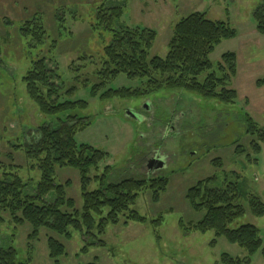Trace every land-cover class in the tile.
<instances>
[{"label":"rangeland","instance_id":"1","mask_svg":"<svg viewBox=\"0 0 264 264\" xmlns=\"http://www.w3.org/2000/svg\"><path fill=\"white\" fill-rule=\"evenodd\" d=\"M100 2L0 0V163L19 167L18 175L30 183L27 192H34L40 173L30 168L31 161L21 148L31 144L39 127L55 120L39 114L21 81L36 50L28 46V40L20 37L19 31L25 21L36 18L47 36L39 50H48L47 55L53 60L48 65L52 70L57 68L59 78H55V84L64 89L75 87L70 97L63 100L87 104L86 109L75 112L78 118L89 121L87 127L75 133V143L106 154L98 170L89 174L88 192L101 187L94 177H101L106 168L109 172L104 185L124 179L166 177V190L157 202L151 190L146 188L139 193L132 210L145 219L144 223L123 226L120 220V224L106 225L101 236L96 231L93 237H87L69 230L71 237L66 240L42 230L36 241H28L30 226L15 228L8 217L1 215L4 222L0 224V244L14 248L21 264H56L48 257L47 235L65 248V255L56 260L57 264H221L224 259L244 260L246 252L225 237L189 230L202 214L191 209L186 193L208 178H214L210 185L213 188L236 183L241 196L238 203L245 208V214L230 229L245 224L254 226L264 247V215H252L248 207L250 196L264 204V146L258 154L251 151L243 119L246 115L259 128L264 127V85L256 86L257 81L264 80V35L256 32L251 17L261 0H128L121 20L130 28L153 30L157 37L150 55L160 58L167 54L174 26L187 15L204 13L208 20L228 23L236 32L235 38L222 41L209 59L216 65L222 55L235 54L236 76L230 83L237 93L234 105L204 100L183 91H162L129 100H100L108 89L139 87V83L123 76L92 98L91 86L97 83L93 73L110 40L109 34L91 28ZM84 56L92 58L83 61L80 58ZM75 69L78 71L74 72ZM83 80H87V86H83ZM144 104L151 107V125L157 126L153 136L147 132L145 122L127 114L142 110L145 121H149L150 113L144 112ZM164 124L168 128L158 147L170 163L162 172L150 175L144 168L143 158L148 150L143 143L153 138L159 141ZM54 180L56 185L65 187L74 208L81 210L79 172L56 168ZM52 197L49 195L48 199ZM180 222L188 232L180 227ZM99 241H103L104 247L98 245ZM251 264H264L260 251L251 258Z\"/></svg>","mask_w":264,"mask_h":264},{"label":"trees","instance_id":"2","mask_svg":"<svg viewBox=\"0 0 264 264\" xmlns=\"http://www.w3.org/2000/svg\"><path fill=\"white\" fill-rule=\"evenodd\" d=\"M144 1V0H143ZM128 0H101L95 8L92 30L110 35L108 44L103 48L98 67L94 71L97 83L91 86V97L96 98L118 77L139 83L134 89H108L100 100L117 98L120 100L138 99L158 94L162 91H183L204 100H212L223 105H234L237 93L230 87L236 76V56L226 53L220 62L213 65L209 56L222 41L235 38L236 32L228 23L211 21L204 13H191L182 18L173 28L164 58L151 56L157 34L145 28H130L121 23ZM252 20L257 33L264 35V0L252 12ZM58 20L59 17L57 16ZM20 37L28 40L33 48V60L29 63L21 81L27 98L38 109L40 115L54 118V122L42 125L35 131L31 144L23 145L21 151L31 161L30 168L37 169L40 179L29 194L26 183L18 175L16 165L0 163V224L1 215L9 218L16 228L25 224L30 226L28 241H36L42 230L69 240V230L93 237V231L101 236L106 225L144 223L132 206L144 189L152 192L154 202L166 190V177L149 180L124 179L118 183L104 185L107 178L106 168L101 177H94L101 184L95 191L88 192L87 186L91 171H97L106 154L89 146L77 145L75 133L87 127L86 118H78L75 112L84 110L87 104L82 101L71 102L69 98L75 87L64 89L55 84L57 68L52 70L48 62V50L40 51L46 41L45 31L40 19L25 21L20 29ZM92 57H82L83 61ZM78 71L77 69L73 70ZM76 78L79 79L78 76ZM89 81V80H88ZM90 82V81H89ZM83 80V86H87ZM264 85V80L256 86ZM64 116V120L61 117ZM245 133L251 139V151L259 153L264 146V127L259 128L252 119L243 115ZM21 146H18V148ZM238 152H241L238 149ZM218 161H214L216 164ZM56 168H72L80 175L81 210L74 208V201L66 197L65 187L56 185ZM214 178L199 181L188 189L186 199L191 209L202 214L189 230L198 233L212 232L214 237L226 240L246 252L244 260L224 259L221 264H251V258L258 252L264 257V247L258 230L249 224L236 229L230 226L245 214V208L238 203L240 194L236 183H224L221 188L211 187ZM52 195V199L48 196ZM248 207L252 215H264V204L259 198L250 196ZM180 227L183 228L180 222ZM98 245L104 247L103 241ZM48 257L55 261L65 255L64 246L53 236L47 235ZM86 247L83 251H86ZM0 264H21L17 252L10 246L0 244Z\"/></svg>","mask_w":264,"mask_h":264},{"label":"flooded vegetation","instance_id":"3","mask_svg":"<svg viewBox=\"0 0 264 264\" xmlns=\"http://www.w3.org/2000/svg\"><path fill=\"white\" fill-rule=\"evenodd\" d=\"M143 109L146 108V110H144V112H149L150 115H149V121H145V116L143 114V111L141 110V112H138L136 109L135 110H132V111H129L130 113H133V115H135V119H139V120H142L141 123H144L146 129H147V132L150 134V135H154V132H155V128H157V126H152V121H154V117L152 116V113H151V107L148 105H143L142 107ZM128 114V112H127ZM163 126V129L160 131L161 135L159 137V141L155 142L154 141V138L152 141H150V139H146L145 142L143 143L146 147V150H148V153L146 156V158H143V162L145 163L144 164V168L146 169L147 171V174H150V175H153L154 173H157V172H162L163 170H165V168H167L168 164L170 163V161L168 160L169 157H167L166 154L162 153L161 151V148L158 147V142H160V139L162 137H164V135L166 134V131H167V128H168V125L167 124H164V125H161ZM168 135V134H167ZM162 136V137H161ZM155 146V149H153V146ZM160 146V145H159ZM157 158H160L162 159V161H159L157 160ZM148 159V160H147ZM147 160V161H146ZM158 163H161L163 164V167L162 169H156L155 170V165H157ZM149 166H152V170L149 169Z\"/></svg>","mask_w":264,"mask_h":264},{"label":"water","instance_id":"4","mask_svg":"<svg viewBox=\"0 0 264 264\" xmlns=\"http://www.w3.org/2000/svg\"><path fill=\"white\" fill-rule=\"evenodd\" d=\"M128 114L130 115V117H131V118H135V117H136L135 115H133V113H131V114H130V113H128ZM139 121H141V120H139ZM157 160H158V162H159V161H162V159H161V158H160V160H159V159H157ZM154 167H155V169H160V168H162V167H163V164H161V163H158V164H157V165H155ZM152 168H153L152 166H149V169H150V170H152ZM153 169H154V168H153Z\"/></svg>","mask_w":264,"mask_h":264}]
</instances>
